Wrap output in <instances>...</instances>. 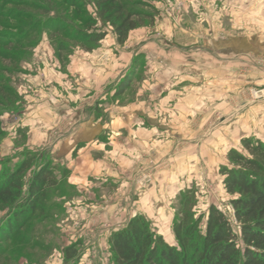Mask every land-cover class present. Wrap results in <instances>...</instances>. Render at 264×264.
Returning <instances> with one entry per match:
<instances>
[{"label": "rangeland", "instance_id": "1", "mask_svg": "<svg viewBox=\"0 0 264 264\" xmlns=\"http://www.w3.org/2000/svg\"><path fill=\"white\" fill-rule=\"evenodd\" d=\"M81 1L97 18L95 0ZM125 1L129 9L141 13L139 27L124 45L119 44L123 48L118 53L104 57L103 68L118 57L119 71L128 68L124 80L132 76L131 87L120 96L119 88L105 89L97 110L101 132L96 138L85 137V143L74 137L68 143L77 146L73 153H64L61 145L62 157L56 161L51 148L74 135L80 123H65V134L49 140L51 148L43 144L31 149L30 139L20 134L24 103L20 76L40 44L26 60L21 58L46 18L32 0H0V170L14 168L24 154L34 152L38 164L27 173L26 182L47 163L60 181L17 237L0 240V264H65L64 250L73 244L78 245L79 264H112L109 236L137 215H143L166 241L174 238V223L181 219L178 198L187 190L196 195L197 216L205 217L215 205L232 218L220 169L229 165L231 149H242V139L264 141V0ZM70 22L81 26L76 19ZM59 28L61 36H73L63 25ZM94 30L106 33L98 48L114 47L117 37L111 26L99 21ZM132 38L138 39L136 51L127 48ZM49 43L48 50H55L50 39ZM77 50L83 49L76 47L71 53ZM7 52L12 59H1ZM146 77L152 86L157 84L156 94L142 91ZM14 91L17 101L11 96ZM144 98L148 105L143 125L149 130L159 125L160 134L130 140L128 114L136 113L132 105L140 106ZM9 104L13 107L7 108ZM117 130L120 133L112 138ZM90 147L102 149L89 155ZM89 156L100 173L79 189L74 184L83 181L78 166ZM8 215L9 209L0 211V227Z\"/></svg>", "mask_w": 264, "mask_h": 264}, {"label": "trees", "instance_id": "2", "mask_svg": "<svg viewBox=\"0 0 264 264\" xmlns=\"http://www.w3.org/2000/svg\"><path fill=\"white\" fill-rule=\"evenodd\" d=\"M32 3L39 5L34 9L42 11L46 20L42 31L34 34L31 44L25 46L23 51L27 53L23 54L22 62L33 54L44 35L51 40L61 60H67L76 47L93 52L106 37L105 32L94 30L99 21L111 26L118 44L124 45L130 33L139 27L141 18V13L129 9L125 0H95L97 18L81 0H32ZM71 19H76L81 26H74ZM62 25L73 36H61L59 26ZM31 37L32 34L28 39ZM7 53L1 59L11 60L14 55ZM132 82V76L127 77L117 95H123ZM11 96L16 101L19 99L16 91ZM10 107L13 105L7 106ZM1 126L0 116V130ZM241 145V150L229 151V165L220 169L225 191L231 198V219L215 205L210 206L205 217L197 216L193 211L197 205L194 190L184 191L178 198L181 219L173 226L177 245H170L143 215H137L109 236L112 264H264V141L244 138ZM38 156L27 152L14 168L0 170V211L9 209L8 218L0 227L3 242L17 237L43 209L50 191L60 185L51 163L40 167L29 183L26 182L27 173L38 164ZM77 247L73 244L64 250L65 264H79Z\"/></svg>", "mask_w": 264, "mask_h": 264}, {"label": "crops", "instance_id": "3", "mask_svg": "<svg viewBox=\"0 0 264 264\" xmlns=\"http://www.w3.org/2000/svg\"><path fill=\"white\" fill-rule=\"evenodd\" d=\"M137 40L130 39L127 48L137 50L139 47ZM47 44H50L49 38L45 36L34 51L32 61L27 63L25 74L20 76L22 77V87L19 91L24 102L20 112L22 114L20 134H26L28 140L30 139V144L28 142V145L31 149H40L43 144L50 145L49 140L54 138V135L65 134V132H62L65 123L73 121L80 123L74 135L67 136L69 137L67 138L68 140L60 142L55 148L50 145L53 158L57 161V159H61L59 157H62L63 152H66V154L73 153L77 148L76 146L74 149L72 144H68L74 137H76L78 143H80V140H82L81 143H85L83 140L85 137L89 139L96 138L97 134L101 132V121L97 120V115H100V111L97 110L102 107L101 102L105 95L104 90L108 88L110 90L118 89L120 83L124 81L125 71L128 68L121 72L119 71L118 57L115 59L112 57L109 67L103 68V59L106 58L108 60L110 55H114V50L118 53L119 49L123 48L116 40L112 42L114 47L110 48V50H107L106 47V50L103 51L104 45H101L94 52L77 50L69 55L67 60L59 59L54 49L48 50ZM133 54L135 55L136 52H133ZM150 81L151 79L148 77L143 79L141 84L142 91L151 90L156 94L158 86L157 84L152 86L151 82L153 81ZM144 100L140 103V106L138 105L139 102L132 105L137 111L136 113L128 114L127 135L130 140H132L131 138L145 140L150 136L154 137L160 134L159 125L157 128L154 127L150 130L143 125L146 124L145 113L147 111L146 105H148V101L145 98ZM131 121L135 124L132 127L130 125ZM119 133L117 130L112 133L111 137L115 138ZM17 135H19L18 131ZM40 141L42 142L40 143ZM61 145H65L62 148L64 151L61 150L59 152ZM89 149H81L82 155H85L87 150L90 155L97 153L102 148L90 147ZM83 160L85 163L81 164V167L78 166V170L82 173L83 181L77 184L74 183L79 186V189L87 187L90 177L100 173L97 165L93 164L94 161L91 156L83 158ZM68 167L71 168L73 166L71 165L70 167L68 164ZM174 241H176L175 237H171L169 241L167 240L170 245H173L172 242Z\"/></svg>", "mask_w": 264, "mask_h": 264}, {"label": "built area", "instance_id": "4", "mask_svg": "<svg viewBox=\"0 0 264 264\" xmlns=\"http://www.w3.org/2000/svg\"><path fill=\"white\" fill-rule=\"evenodd\" d=\"M221 210V209H220ZM222 211V210H221Z\"/></svg>", "mask_w": 264, "mask_h": 264}]
</instances>
